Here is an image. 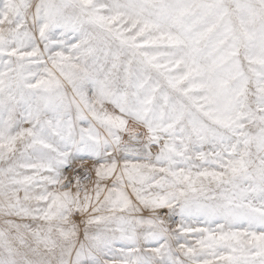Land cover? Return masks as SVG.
<instances>
[{"label":"rangeland","instance_id":"374dc122","mask_svg":"<svg viewBox=\"0 0 264 264\" xmlns=\"http://www.w3.org/2000/svg\"><path fill=\"white\" fill-rule=\"evenodd\" d=\"M0 264H264V0H0Z\"/></svg>","mask_w":264,"mask_h":264},{"label":"bare ground","instance_id":"6f19581e","mask_svg":"<svg viewBox=\"0 0 264 264\" xmlns=\"http://www.w3.org/2000/svg\"><path fill=\"white\" fill-rule=\"evenodd\" d=\"M43 1H48V2H54L55 0H43ZM52 4V3H51ZM58 12V10L56 9V11H54V13L56 14ZM3 219V218H2Z\"/></svg>","mask_w":264,"mask_h":264}]
</instances>
